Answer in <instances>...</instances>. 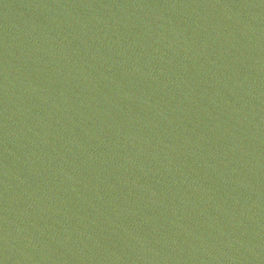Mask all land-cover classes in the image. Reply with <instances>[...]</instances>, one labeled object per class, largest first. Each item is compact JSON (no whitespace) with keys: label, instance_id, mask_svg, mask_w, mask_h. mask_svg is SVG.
I'll return each mask as SVG.
<instances>
[{"label":"water","instance_id":"water-1","mask_svg":"<svg viewBox=\"0 0 264 264\" xmlns=\"http://www.w3.org/2000/svg\"><path fill=\"white\" fill-rule=\"evenodd\" d=\"M264 15V0H0V101L101 56Z\"/></svg>","mask_w":264,"mask_h":264}]
</instances>
